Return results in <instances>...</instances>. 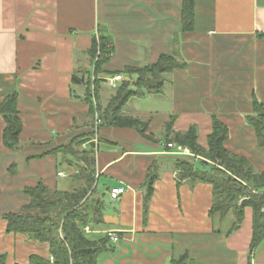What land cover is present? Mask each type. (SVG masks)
Listing matches in <instances>:
<instances>
[{"label": "crops", "instance_id": "1", "mask_svg": "<svg viewBox=\"0 0 264 264\" xmlns=\"http://www.w3.org/2000/svg\"><path fill=\"white\" fill-rule=\"evenodd\" d=\"M182 1L0 0V102L16 93L22 123L18 148L7 149L0 114L5 264H29L33 254L49 256L48 244L7 232L4 215L28 201L25 187L40 181L51 189L73 187V167L66 161L58 165L64 156L51 150L91 132L98 117L85 100L86 82L71 81L76 68L91 69L87 50L98 31L108 34L113 48L102 80L115 75L107 72L155 62L161 53L172 52L185 62L164 75L160 95L133 97L123 108V115L148 122L147 136L132 127L98 124L78 146L93 148L97 190L109 203L103 200V224L92 233L119 235L98 255V264H170L183 254L187 264H264V239L249 250L252 209L245 207L241 224L231 231V210L209 213L211 184L178 179L177 160L205 170L209 162L202 165L203 157L168 148L165 139L167 122L171 133L195 126L197 141L206 148L215 116L228 128L224 147L255 170L264 169V148L246 120L254 101L264 104V0H194L190 30L182 26ZM114 92L102 81L93 103L105 106ZM149 171L154 179L144 208ZM112 187L125 188L117 200L109 196Z\"/></svg>", "mask_w": 264, "mask_h": 264}, {"label": "trees", "instance_id": "2", "mask_svg": "<svg viewBox=\"0 0 264 264\" xmlns=\"http://www.w3.org/2000/svg\"><path fill=\"white\" fill-rule=\"evenodd\" d=\"M193 3L194 0L182 1L181 22L185 30L192 28ZM112 52L110 37L106 32L98 31L93 35L87 50L92 63L91 69L84 71L76 68L71 81L75 84L86 82L85 100L90 113L94 116L97 112L100 124L132 127L147 136L145 130L148 122L123 115V108L133 97L160 95L165 83L164 75L184 67L185 62L172 52L161 53L155 62L141 66H125L122 70L107 72L110 75L121 74L123 78L105 106L98 102L94 104L92 96L96 95L99 84L104 81L99 76L104 73L103 65L110 61ZM16 97V93L7 94L0 102V114L5 122L2 142L10 150L18 148L22 130ZM246 120L254 131L258 145L264 148V104L254 101L252 112L246 116ZM94 123L93 120L91 132L77 136L69 144L51 150L56 155L61 152L64 156L58 165L66 161L73 167L74 171L70 175L73 187L67 190L51 189L42 181L25 187L23 193L28 201L18 210L4 215L7 232L22 233L30 239L48 244L49 256L33 254L29 257V264H98V255L111 248L106 232L102 235L92 233L103 224V194L97 190L93 148L78 147L97 132ZM165 133L167 142L188 147L193 154L203 157L200 161L202 165L209 162L207 170L195 169L191 163L184 160H177L175 166L179 170V181L189 178L191 181L212 185L210 214L224 215L231 210L235 216L232 231L241 224L245 207L252 209L253 225L249 245L252 252L264 239V169L255 170L246 158L233 154L224 147L228 128L215 116L212 118V130L207 137L206 148L198 143L195 126L188 127L184 132L171 133L170 122H167ZM153 179L154 176L151 177L149 171L145 180L144 208L152 193ZM85 227H89V231H86ZM187 262L188 256L183 254L172 258L170 264ZM0 264H5L4 256H0Z\"/></svg>", "mask_w": 264, "mask_h": 264}, {"label": "built area", "instance_id": "3", "mask_svg": "<svg viewBox=\"0 0 264 264\" xmlns=\"http://www.w3.org/2000/svg\"><path fill=\"white\" fill-rule=\"evenodd\" d=\"M123 78V76L121 74H115L109 77H106L104 80L106 81V83L111 86L112 88H115L118 83L121 81V79ZM98 124H100V119H98V117L95 120V126H97ZM166 146L168 148L171 147H178L179 151L181 153L184 154H190L191 151L188 149V147L182 146V145H177L173 142H167ZM125 191L124 187H112L109 191V196L111 199L113 200H117L120 198L121 194ZM86 231H89V227H85ZM107 236L109 237L110 241L113 243H117V241L119 240V235L112 230H108L106 231Z\"/></svg>", "mask_w": 264, "mask_h": 264}, {"label": "rangeland", "instance_id": "4", "mask_svg": "<svg viewBox=\"0 0 264 264\" xmlns=\"http://www.w3.org/2000/svg\"><path fill=\"white\" fill-rule=\"evenodd\" d=\"M110 89H111V88H110ZM136 100H137V99H135L133 102H136ZM146 100H148V99H146ZM138 102H144V101H141V100H140V101H138ZM140 104H147V103H140ZM160 105H161V103H153V104H151V107H152V106L158 107V106H160ZM59 167H61V166H59ZM61 168H62V167H61ZM97 186H98V189L100 190V189H101V185H100V183H98ZM103 200H104V202L106 201V203L109 204L108 201H107V198L104 197Z\"/></svg>", "mask_w": 264, "mask_h": 264}]
</instances>
